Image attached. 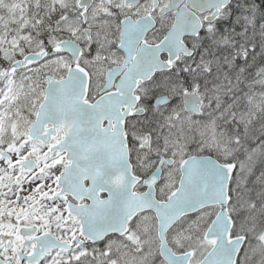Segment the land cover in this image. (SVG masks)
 Masks as SVG:
<instances>
[{"label":"snow or ice","instance_id":"snow-or-ice-1","mask_svg":"<svg viewBox=\"0 0 264 264\" xmlns=\"http://www.w3.org/2000/svg\"><path fill=\"white\" fill-rule=\"evenodd\" d=\"M0 32V264H264V0H35Z\"/></svg>","mask_w":264,"mask_h":264},{"label":"rangeland","instance_id":"rangeland-1","mask_svg":"<svg viewBox=\"0 0 264 264\" xmlns=\"http://www.w3.org/2000/svg\"><path fill=\"white\" fill-rule=\"evenodd\" d=\"M34 2L35 0H0V32L9 25H22V17L26 19L29 6Z\"/></svg>","mask_w":264,"mask_h":264},{"label":"flooded vegetation","instance_id":"flooded-vegetation-1","mask_svg":"<svg viewBox=\"0 0 264 264\" xmlns=\"http://www.w3.org/2000/svg\"><path fill=\"white\" fill-rule=\"evenodd\" d=\"M84 2H85V3H89V2H90V0H84Z\"/></svg>","mask_w":264,"mask_h":264},{"label":"water","instance_id":"water-1","mask_svg":"<svg viewBox=\"0 0 264 264\" xmlns=\"http://www.w3.org/2000/svg\"><path fill=\"white\" fill-rule=\"evenodd\" d=\"M201 2H203V0H201Z\"/></svg>","mask_w":264,"mask_h":264},{"label":"trees","instance_id":"trees-1","mask_svg":"<svg viewBox=\"0 0 264 264\" xmlns=\"http://www.w3.org/2000/svg\"><path fill=\"white\" fill-rule=\"evenodd\" d=\"M240 3H241V1H240ZM243 3V2H242Z\"/></svg>","mask_w":264,"mask_h":264}]
</instances>
